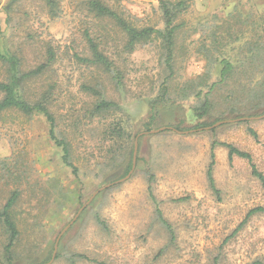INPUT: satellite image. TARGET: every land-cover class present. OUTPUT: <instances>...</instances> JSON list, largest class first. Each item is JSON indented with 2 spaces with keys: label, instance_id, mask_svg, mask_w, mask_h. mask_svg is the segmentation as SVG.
Listing matches in <instances>:
<instances>
[{
  "label": "rangeland",
  "instance_id": "obj_1",
  "mask_svg": "<svg viewBox=\"0 0 264 264\" xmlns=\"http://www.w3.org/2000/svg\"><path fill=\"white\" fill-rule=\"evenodd\" d=\"M103 1L136 28L164 30L158 0ZM167 1L184 3L174 22L170 61L157 39L127 52L124 34L109 19L88 13L87 0H52V7L44 0H0L2 52L18 58L23 72L44 64L48 48L55 54L54 63L25 85V95L29 101L50 95L56 131L70 141L77 169L75 176L63 164L44 118L4 113L0 208L18 192L13 219L19 236L7 263L0 226L1 264L49 263L56 239L79 209L129 173L136 139L131 176L93 198L60 237L51 264H264V185L252 173L254 168L264 178V118L206 129L264 115V96L259 108L256 99V108L249 103L240 110L253 88L246 79L254 76L256 90H264V76L243 66L246 49L240 47L264 37V0ZM86 35L118 69L120 84L77 59H92ZM215 40L220 44L213 47ZM219 55L234 71L227 86L214 90L212 113L198 119L189 87L200 79H191L204 78ZM6 77L7 65L0 62V81ZM83 85L102 94L92 96ZM100 96L120 105L121 113L91 116ZM114 119L122 138L108 135ZM161 128L169 129L147 134ZM227 146L249 158L229 159ZM211 162L218 193L207 181Z\"/></svg>",
  "mask_w": 264,
  "mask_h": 264
},
{
  "label": "trees",
  "instance_id": "obj_2",
  "mask_svg": "<svg viewBox=\"0 0 264 264\" xmlns=\"http://www.w3.org/2000/svg\"><path fill=\"white\" fill-rule=\"evenodd\" d=\"M44 1H46V4L49 7L53 6L52 0ZM158 4L162 11L164 19V30H156L150 27L136 28L125 21V19L118 12L110 8L103 0H87L85 6L88 13H92L99 18L109 19L117 26V28L124 34L126 38L124 49L127 52H133L136 46L144 45L154 39H157L162 41L163 47L168 54L167 61H170L172 59L171 48L174 45V35L176 30V25H174V22L176 15L183 10L184 3H171L167 0H158ZM86 36L92 59H77L80 62L91 64L97 68L102 69L104 73L112 75V78L115 79L117 84H120L121 75L118 69L99 51L94 39H92L89 35ZM224 39L226 40V38ZM233 43L235 44L237 43V41L232 42V44ZM217 44H220L219 40L213 41V44L211 43V46L216 47L215 45ZM240 47H243V50L246 49L245 57L242 62L243 66L250 67L251 69H253V71L259 72L260 75L264 76V37H262L261 39L259 38L258 41L248 42L244 44L241 43ZM54 61L55 54L52 49L48 48L46 50V62L44 64H41L33 70L23 72L20 69L18 58L0 50V62L7 65V77L5 80L0 81V120L4 113L11 111L25 117H33L39 115L44 118L46 124L48 125L49 139L61 149L63 164L67 167L72 168V173L76 176L77 169L72 163L71 143L62 133L56 131V119L49 109L51 106L50 95L45 93L40 94L38 95V97H36V99H33L32 101H29L30 99L25 95V85L32 79L41 76L48 69V67L52 63H54ZM217 62L218 65L216 67H213V69H209L204 78L202 76H198L194 79H191H200V82L196 87H189V89L193 90L191 96L197 99L198 105L193 107L192 112L198 119H202L212 113L214 103L212 102L211 98L213 96L214 90L218 87L227 86L229 80L232 77L234 65L228 59L223 58L222 55H219ZM246 81H249L251 85H253V88L250 87L247 90L248 102L240 108L241 111H244V109H246V105L249 106V103L253 106V108H256V99L258 101L257 107L259 108V104H261L260 97L264 96V90H256V79L254 78V76L246 79ZM262 84L264 85V81L263 83L259 84L260 89H262ZM82 90L91 94L92 96L102 94L96 91L95 88L87 85H83ZM237 105H239V103H237L235 106ZM121 110L122 108L120 107V105L113 101L106 100L105 98L100 96V98H98V100L95 102V105L91 112V116L108 115L114 117L116 114L121 113ZM153 118L154 115H151L147 123H145L144 126L145 128H147V130H149V127L153 122ZM115 120L119 122L118 119H114L112 126L108 129V135L112 136L115 134L119 138H122L123 135H125V132L120 127V125L115 122ZM176 129L178 128L176 127ZM215 145L216 143H213L212 147H214ZM227 148L229 149V159H232L233 156H239L245 159L249 158L247 154L242 153L231 146H227ZM211 157L213 158V155H211ZM212 166L213 162L210 163L207 170V181L210 188L215 193H218L215 189ZM252 173L264 185L263 176L259 174L254 168ZM18 198V192L13 191L10 194V197L7 200L6 204L0 208V226H2L7 235V243L3 248V253L7 263H9L12 255V250L19 236L17 225L13 219V210L15 208L16 202L18 201ZM253 212L254 211H251V214ZM156 213L161 225L168 231L171 240H174L171 225L163 218L161 212L158 209H156ZM101 224L104 223L101 222Z\"/></svg>",
  "mask_w": 264,
  "mask_h": 264
},
{
  "label": "water",
  "instance_id": "obj_3",
  "mask_svg": "<svg viewBox=\"0 0 264 264\" xmlns=\"http://www.w3.org/2000/svg\"><path fill=\"white\" fill-rule=\"evenodd\" d=\"M264 118V115L263 116H260L258 118H240V119H235V120H226V121H220V122H217L215 123L214 125H212L211 127H208L206 129H212V128H215V127H218L222 124H226V123H235V122H241V121H247V120H255V119H263ZM166 129H169V128H161V129H158V130H155V131H150L149 133L147 134H156V133H159L161 131H164ZM172 131H175L174 129H171ZM136 153H137V139L134 143V151H133V162H132V166H131V170L129 171V173L126 175V177H124L123 179L119 180V181H116L115 183H111V184H108L102 188H100L98 191H96L89 199L88 201L79 209V211L77 212V214L75 215L74 219L69 223V225H67L62 231L61 233L59 234L58 238L56 239L55 241V245H54V251H53V254H52V257H51V260L49 261V263L47 264H51L55 258V255H56V251H57V245L59 243V239L60 237L62 236V234L74 223V221L77 219V217L80 215V213L89 205V203L93 200V198L101 191L115 185V184H118V183H121V182H124L126 181L132 174V172L134 171L135 169V161H136ZM1 264V263H0Z\"/></svg>",
  "mask_w": 264,
  "mask_h": 264
}]
</instances>
